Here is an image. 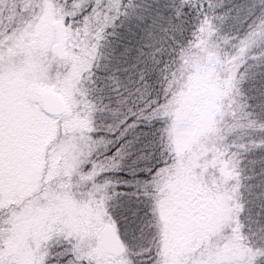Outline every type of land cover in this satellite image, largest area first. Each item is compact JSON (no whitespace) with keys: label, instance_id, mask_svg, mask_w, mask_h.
I'll return each mask as SVG.
<instances>
[{"label":"snow or ice","instance_id":"obj_1","mask_svg":"<svg viewBox=\"0 0 264 264\" xmlns=\"http://www.w3.org/2000/svg\"><path fill=\"white\" fill-rule=\"evenodd\" d=\"M0 264H264V0H0Z\"/></svg>","mask_w":264,"mask_h":264}]
</instances>
